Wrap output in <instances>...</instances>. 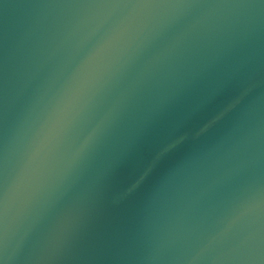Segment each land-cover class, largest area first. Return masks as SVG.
Here are the masks:
<instances>
[{"label":"water","instance_id":"95a60500","mask_svg":"<svg viewBox=\"0 0 264 264\" xmlns=\"http://www.w3.org/2000/svg\"><path fill=\"white\" fill-rule=\"evenodd\" d=\"M0 264H264V0H0Z\"/></svg>","mask_w":264,"mask_h":264}]
</instances>
